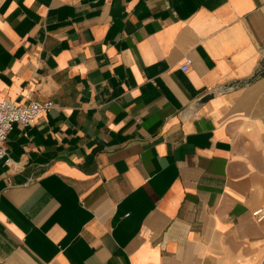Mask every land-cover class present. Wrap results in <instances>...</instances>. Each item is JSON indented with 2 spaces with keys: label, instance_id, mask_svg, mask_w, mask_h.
Masks as SVG:
<instances>
[{
  "label": "crops",
  "instance_id": "1",
  "mask_svg": "<svg viewBox=\"0 0 264 264\" xmlns=\"http://www.w3.org/2000/svg\"><path fill=\"white\" fill-rule=\"evenodd\" d=\"M0 99V264H264V0H0Z\"/></svg>",
  "mask_w": 264,
  "mask_h": 264
},
{
  "label": "built area",
  "instance_id": "2",
  "mask_svg": "<svg viewBox=\"0 0 264 264\" xmlns=\"http://www.w3.org/2000/svg\"><path fill=\"white\" fill-rule=\"evenodd\" d=\"M190 59L181 66L183 71L189 67ZM54 107L51 101H30L27 104L0 99V160L9 163L5 149V141L14 125L23 127L29 126L40 114L47 112ZM257 221L264 220V208H258L252 212Z\"/></svg>",
  "mask_w": 264,
  "mask_h": 264
},
{
  "label": "water",
  "instance_id": "3",
  "mask_svg": "<svg viewBox=\"0 0 264 264\" xmlns=\"http://www.w3.org/2000/svg\"><path fill=\"white\" fill-rule=\"evenodd\" d=\"M209 98H211V95H210V94L204 96V97H203L201 100H199V101L197 102V104H195V105H199V104H201V103L207 101Z\"/></svg>",
  "mask_w": 264,
  "mask_h": 264
}]
</instances>
